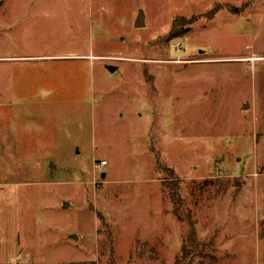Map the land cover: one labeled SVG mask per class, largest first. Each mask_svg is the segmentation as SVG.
<instances>
[{"label": "rangeland", "instance_id": "obj_1", "mask_svg": "<svg viewBox=\"0 0 264 264\" xmlns=\"http://www.w3.org/2000/svg\"><path fill=\"white\" fill-rule=\"evenodd\" d=\"M189 222L264 264V0H0V264L186 263Z\"/></svg>", "mask_w": 264, "mask_h": 264}, {"label": "trees", "instance_id": "obj_2", "mask_svg": "<svg viewBox=\"0 0 264 264\" xmlns=\"http://www.w3.org/2000/svg\"><path fill=\"white\" fill-rule=\"evenodd\" d=\"M178 22H179V18L176 19L175 21L174 28L172 29V33L174 32L175 25H177ZM170 173H171L170 181L165 180L163 183V188L165 190H169V193H168L169 197L171 201L173 202V204L175 205L174 210L179 211L183 207V204H184L179 194L180 180L177 178L175 172L171 171ZM189 224H190L189 232L186 237V243H184V246H183L184 260L188 259L189 249L194 247L193 246L195 245L194 241L196 240V237H197L195 225L192 224L191 222H189ZM70 264H98V263L94 261H88V262L86 261V262H78V263H70ZM175 264H191V262H188L187 260L186 263H181L180 260H178Z\"/></svg>", "mask_w": 264, "mask_h": 264}, {"label": "water", "instance_id": "obj_3", "mask_svg": "<svg viewBox=\"0 0 264 264\" xmlns=\"http://www.w3.org/2000/svg\"><path fill=\"white\" fill-rule=\"evenodd\" d=\"M144 24V16L141 14L137 20V26L140 27ZM110 69L115 71L117 68L115 66H110Z\"/></svg>", "mask_w": 264, "mask_h": 264}, {"label": "built area", "instance_id": "obj_4", "mask_svg": "<svg viewBox=\"0 0 264 264\" xmlns=\"http://www.w3.org/2000/svg\"><path fill=\"white\" fill-rule=\"evenodd\" d=\"M102 164H106V161H103Z\"/></svg>", "mask_w": 264, "mask_h": 264}, {"label": "crops", "instance_id": "obj_5", "mask_svg": "<svg viewBox=\"0 0 264 264\" xmlns=\"http://www.w3.org/2000/svg\"><path fill=\"white\" fill-rule=\"evenodd\" d=\"M47 92V91H46ZM48 93V92H47Z\"/></svg>", "mask_w": 264, "mask_h": 264}]
</instances>
